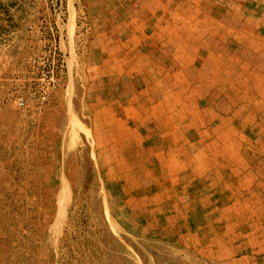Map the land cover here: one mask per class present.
Masks as SVG:
<instances>
[{
	"label": "rangeland",
	"instance_id": "rangeland-1",
	"mask_svg": "<svg viewBox=\"0 0 264 264\" xmlns=\"http://www.w3.org/2000/svg\"><path fill=\"white\" fill-rule=\"evenodd\" d=\"M0 264H264V0H0Z\"/></svg>",
	"mask_w": 264,
	"mask_h": 264
},
{
	"label": "built area",
	"instance_id": "built-area-1",
	"mask_svg": "<svg viewBox=\"0 0 264 264\" xmlns=\"http://www.w3.org/2000/svg\"><path fill=\"white\" fill-rule=\"evenodd\" d=\"M16 104H17V106L19 107V108H24L25 107V100H24V98L23 97H18L17 98V102H16Z\"/></svg>",
	"mask_w": 264,
	"mask_h": 264
}]
</instances>
